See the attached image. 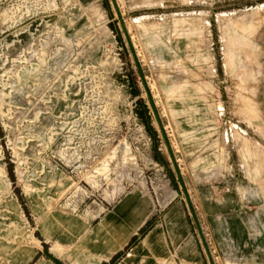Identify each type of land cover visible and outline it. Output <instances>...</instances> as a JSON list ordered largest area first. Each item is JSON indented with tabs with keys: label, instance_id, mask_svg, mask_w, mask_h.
<instances>
[{
	"label": "rangeland",
	"instance_id": "rangeland-1",
	"mask_svg": "<svg viewBox=\"0 0 264 264\" xmlns=\"http://www.w3.org/2000/svg\"><path fill=\"white\" fill-rule=\"evenodd\" d=\"M129 192L181 199L208 264H262L264 0H0V243Z\"/></svg>",
	"mask_w": 264,
	"mask_h": 264
},
{
	"label": "crops",
	"instance_id": "crops-1",
	"mask_svg": "<svg viewBox=\"0 0 264 264\" xmlns=\"http://www.w3.org/2000/svg\"><path fill=\"white\" fill-rule=\"evenodd\" d=\"M136 23L146 31L139 19ZM161 43L162 50L170 49L163 40ZM174 44L182 50L180 39ZM200 59L207 61L208 57L202 53ZM205 70L216 72L211 66ZM167 79L171 83L168 76L162 81ZM176 93H189L188 84L176 88L171 83L167 94L174 97ZM182 108V112L189 109L185 103ZM63 185L58 182L56 187ZM216 219L226 235L228 221ZM29 223L18 240L0 243V264H208L200 232L181 199L159 209L149 196L129 192L100 215H83L59 205L45 208ZM134 236L138 240L127 248ZM260 262L264 264L263 256Z\"/></svg>",
	"mask_w": 264,
	"mask_h": 264
},
{
	"label": "trees",
	"instance_id": "trees-1",
	"mask_svg": "<svg viewBox=\"0 0 264 264\" xmlns=\"http://www.w3.org/2000/svg\"><path fill=\"white\" fill-rule=\"evenodd\" d=\"M133 89H134V91H133L134 94L137 95V92H138L139 90L137 89V87H133ZM140 101H141V100H140ZM138 115H139V117L143 120V122L145 123V126H146V128L149 130L151 136H152V137H155L156 131L153 130V129H151V124H150V120H149L150 117H149V114H148L147 107L144 106V109L141 110L140 112H138ZM157 150H158V148H157ZM137 240H138V236H134V237L132 238V240L130 241V243L127 245V248H129V247H131L133 244H135ZM117 258H118L117 256L114 257V258L112 259V262H114Z\"/></svg>",
	"mask_w": 264,
	"mask_h": 264
},
{
	"label": "water",
	"instance_id": "water-1",
	"mask_svg": "<svg viewBox=\"0 0 264 264\" xmlns=\"http://www.w3.org/2000/svg\"><path fill=\"white\" fill-rule=\"evenodd\" d=\"M195 220H196L197 226H198V228H199L200 234H201V236H202V238H203V234H202V231H201V229H200V227H199V223H198V221H197L196 216H195Z\"/></svg>",
	"mask_w": 264,
	"mask_h": 264
},
{
	"label": "bare ground",
	"instance_id": "bare-ground-1",
	"mask_svg": "<svg viewBox=\"0 0 264 264\" xmlns=\"http://www.w3.org/2000/svg\"><path fill=\"white\" fill-rule=\"evenodd\" d=\"M26 157V156H25ZM28 157V156H27ZM24 158V157H23ZM24 161V160H23ZM28 164V163H27ZM30 167V166H29ZM6 178H8V177H6ZM8 180V179H7Z\"/></svg>",
	"mask_w": 264,
	"mask_h": 264
}]
</instances>
